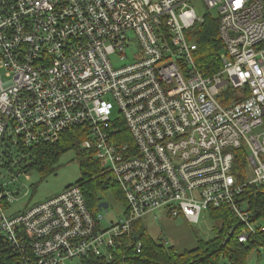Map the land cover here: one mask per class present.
<instances>
[{
	"label": "built area",
	"instance_id": "2783aa9c",
	"mask_svg": "<svg viewBox=\"0 0 264 264\" xmlns=\"http://www.w3.org/2000/svg\"><path fill=\"white\" fill-rule=\"evenodd\" d=\"M193 1L0 0V264L113 263L118 240L157 211L196 225L225 209L240 244L264 232L242 200L264 185V0H200L216 9L223 44L211 76L189 39L205 16ZM79 126L126 204L107 228L78 185L14 209L27 149Z\"/></svg>",
	"mask_w": 264,
	"mask_h": 264
},
{
	"label": "trees",
	"instance_id": "16d2710c",
	"mask_svg": "<svg viewBox=\"0 0 264 264\" xmlns=\"http://www.w3.org/2000/svg\"><path fill=\"white\" fill-rule=\"evenodd\" d=\"M219 20L206 14L201 23L196 24L190 32V40L196 44L194 59L197 67L204 76H211L220 67L219 54L223 44L218 32ZM125 133V128L120 129ZM87 138V128L79 126L64 131L56 143L34 145L27 149L26 172L35 171L45 178L54 175L58 170L60 159L67 153L74 152L75 160L79 166L80 179L73 185H78L83 193L90 213L96 216L97 206L103 200V192L117 191L121 202L125 204L123 195L115 184H109L107 173L104 172L100 161L82 149L81 143ZM244 159L242 152H238L233 172L243 180ZM71 186V185H70ZM68 187V186H67ZM242 200L246 202L247 209L252 213V221L264 223V185L256 193L253 189L244 191ZM126 206V204H125ZM209 216L220 222L214 238L204 242L199 241L196 248L176 254L172 248L145 236V232L136 225H132L129 235L118 240L120 243L113 251L114 261L108 263L104 259L89 256L80 260V264H219L225 260L228 264H244L250 253L258 248L264 249V232L250 236L246 244H240L237 236L241 227L237 219L225 209L209 210ZM134 239L141 243L140 253L135 250Z\"/></svg>",
	"mask_w": 264,
	"mask_h": 264
},
{
	"label": "rangeland",
	"instance_id": "374dc122",
	"mask_svg": "<svg viewBox=\"0 0 264 264\" xmlns=\"http://www.w3.org/2000/svg\"><path fill=\"white\" fill-rule=\"evenodd\" d=\"M191 5L198 16H204L208 13L212 18L217 17L216 9L208 10L200 0H194ZM126 53L127 58L124 61H120L116 55L111 56V63L116 67L124 63L128 64L134 55L133 49H127ZM58 167L54 175L45 178L35 171L27 173L29 180H26L25 176H21L15 186L16 188L21 185L22 193L19 195L21 200L14 209L20 208V206H24L27 203L34 204L48 200L60 194L67 186L75 184L80 179L79 166L75 160L74 152L65 154L60 159ZM248 169V177L252 179V170L251 168ZM116 192L107 190L102 193L103 200L108 203V209L100 212L104 217L100 221L102 228H107L110 223H115L124 217L126 206L121 202V196H118ZM136 226L145 232L146 237L156 241V243L163 244L165 247L172 248L176 254H181L196 248L199 241L206 242L214 238L220 222L212 219L208 213L203 212L199 223L193 225L186 222L182 217L172 218L164 212L157 211L147 214L137 221ZM66 264H78V262L68 261ZM219 264L228 263L225 260H221ZM244 264H264V249L253 250Z\"/></svg>",
	"mask_w": 264,
	"mask_h": 264
},
{
	"label": "water",
	"instance_id": "95a60500",
	"mask_svg": "<svg viewBox=\"0 0 264 264\" xmlns=\"http://www.w3.org/2000/svg\"><path fill=\"white\" fill-rule=\"evenodd\" d=\"M98 211H106L108 209V203L105 201H102L97 206ZM137 242V239H134V243Z\"/></svg>",
	"mask_w": 264,
	"mask_h": 264
},
{
	"label": "snow or ice",
	"instance_id": "6c2138e0",
	"mask_svg": "<svg viewBox=\"0 0 264 264\" xmlns=\"http://www.w3.org/2000/svg\"><path fill=\"white\" fill-rule=\"evenodd\" d=\"M237 6H239V0H237Z\"/></svg>",
	"mask_w": 264,
	"mask_h": 264
},
{
	"label": "crops",
	"instance_id": "0c3cea01",
	"mask_svg": "<svg viewBox=\"0 0 264 264\" xmlns=\"http://www.w3.org/2000/svg\"><path fill=\"white\" fill-rule=\"evenodd\" d=\"M185 220V219H184ZM186 221V220H185ZM187 222V221H186Z\"/></svg>",
	"mask_w": 264,
	"mask_h": 264
}]
</instances>
